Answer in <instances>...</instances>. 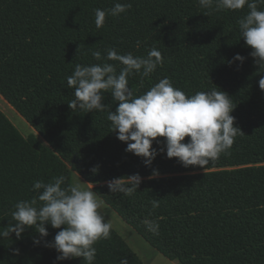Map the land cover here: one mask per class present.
Returning <instances> with one entry per match:
<instances>
[{
  "label": "trees",
  "instance_id": "16d2710c",
  "mask_svg": "<svg viewBox=\"0 0 264 264\" xmlns=\"http://www.w3.org/2000/svg\"><path fill=\"white\" fill-rule=\"evenodd\" d=\"M117 2L132 7L106 16L98 28L94 10ZM248 11L204 9L198 0H0V98L38 135L23 137L0 111V231L15 223L17 202L38 196L35 181L63 175L62 187H68L74 172L169 261L264 264V90L258 83L264 68L240 34L237 22ZM153 47L163 63L149 77H128L134 95L167 77L187 95L217 87L236 106L231 115L242 132L205 168L167 158L166 148L160 152L164 137L153 141L158 154L150 166L127 152L107 120L118 106L110 92L104 93L103 112L68 106L75 97L67 77L77 64L107 62L117 73L123 67L97 61L93 52L106 56L105 49L114 48L121 55L146 56ZM237 54L243 62H233ZM135 174L142 180L132 195L108 189L107 181ZM145 219L159 224V235L147 230ZM45 227L47 237L29 227L19 239L15 233L0 238V264H86L82 257L57 260V251L46 245L61 229ZM94 247V264H120L124 258L144 264L112 227L110 238Z\"/></svg>",
  "mask_w": 264,
  "mask_h": 264
},
{
  "label": "clouds",
  "instance_id": "9594fccd",
  "mask_svg": "<svg viewBox=\"0 0 264 264\" xmlns=\"http://www.w3.org/2000/svg\"><path fill=\"white\" fill-rule=\"evenodd\" d=\"M198 3L204 9L215 6L217 10H240L247 6L249 11L237 22L240 34L246 45L251 47L250 55L259 69L264 68V9L258 7L264 6V0H198ZM131 7L130 3L117 2L111 9H95L96 26L102 27L106 16H119ZM105 51L106 56H102L101 51H95L93 57L97 61H117L123 67L117 73L116 66L107 62L77 64L73 74L67 77V84L74 89L75 97L68 106L86 113L103 112L107 107L103 103L104 93L110 92L118 106L115 111H108L107 120L111 122L117 138L127 144V152L144 158L145 165L150 166L158 154L152 147L153 141L164 137L165 147L160 152L166 148L167 158H177L184 167L205 168L232 147L235 137L242 131L234 126L235 117L231 112L236 106L225 92L216 87L187 95L165 77L143 94L134 95L128 77L133 74L149 77L163 63L161 52L155 47L149 49L146 56L121 55L114 48ZM244 59L237 54L233 62H243ZM258 83L259 88L264 90V76ZM185 137L190 138L186 143L183 142ZM97 171L98 167L92 169L93 173ZM157 174L153 172V176ZM141 180L140 175L135 174L114 178L106 184L111 193L132 195ZM65 181L63 175L53 177L47 183L35 181L32 191L38 196L14 205L11 217L15 223L0 231V238H9L11 233H15L19 239L29 227H35L40 236L47 237L45 225L50 224L55 229H61L46 245L57 251V260L82 257L86 264H94L95 243L110 238L111 225L101 211L104 201L93 191V186L74 183L62 187ZM37 201L41 202L39 206ZM152 206L158 207V201L153 200ZM142 222L148 231L159 235L156 221L145 219ZM39 242L34 240L35 244ZM120 264H128L127 258L120 260Z\"/></svg>",
  "mask_w": 264,
  "mask_h": 264
},
{
  "label": "rangeland",
  "instance_id": "374dc122",
  "mask_svg": "<svg viewBox=\"0 0 264 264\" xmlns=\"http://www.w3.org/2000/svg\"><path fill=\"white\" fill-rule=\"evenodd\" d=\"M1 97V96H0ZM4 100V99H3ZM0 98V111L9 119L20 134L28 138L29 136H38L35 131L26 124L10 107ZM43 142V141H42ZM44 143V142H43ZM45 144V143H44ZM71 182L85 183L76 173L71 172ZM88 184H84L85 187ZM92 187V185H91ZM94 188V187H93ZM106 221L117 233L124 239L128 246L140 257L144 264H178L176 261H169L161 254L150 247L132 228L127 226L109 207L105 204L101 209Z\"/></svg>",
  "mask_w": 264,
  "mask_h": 264
},
{
  "label": "bare ground",
  "instance_id": "6f19581e",
  "mask_svg": "<svg viewBox=\"0 0 264 264\" xmlns=\"http://www.w3.org/2000/svg\"><path fill=\"white\" fill-rule=\"evenodd\" d=\"M87 186L91 187L90 185H87Z\"/></svg>",
  "mask_w": 264,
  "mask_h": 264
},
{
  "label": "crops",
  "instance_id": "0c3cea01",
  "mask_svg": "<svg viewBox=\"0 0 264 264\" xmlns=\"http://www.w3.org/2000/svg\"><path fill=\"white\" fill-rule=\"evenodd\" d=\"M177 262V261H176ZM179 264V263H178Z\"/></svg>",
  "mask_w": 264,
  "mask_h": 264
}]
</instances>
